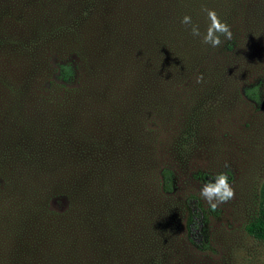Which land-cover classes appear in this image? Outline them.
Wrapping results in <instances>:
<instances>
[{
    "label": "rangeland",
    "instance_id": "rangeland-1",
    "mask_svg": "<svg viewBox=\"0 0 264 264\" xmlns=\"http://www.w3.org/2000/svg\"><path fill=\"white\" fill-rule=\"evenodd\" d=\"M188 4L185 0H0V33L20 36L26 48L32 42L53 41L48 45L53 62L59 45L74 43L69 14L89 19L92 5L105 7L110 21L116 5L123 6L122 23H128L122 28L128 27L132 52L147 43V34L160 18L172 20L174 11L175 17L193 15L201 31V37L190 33L192 41H183L190 54L179 57L182 64L172 66L170 61L151 71L144 69L151 74L146 75V89L131 77L130 58L118 59L112 70L99 65L104 73L101 83L91 74L87 78L86 70L77 66L78 78L85 73L86 89L96 94L85 99L90 116L84 113V128H91L95 143L102 138L110 149L109 187L115 206L108 224L99 219L92 230L87 229L92 233L77 229L80 237L86 232L91 238L77 242L79 260L73 264H264V240L251 237L244 228L264 183V0L201 2L196 9ZM132 5L142 7V14ZM152 5L158 10L156 22L148 18ZM204 8L214 9L233 33L217 48L202 42L209 24ZM87 47L103 50L102 38ZM194 50L199 53L195 62ZM201 74L203 80L197 83ZM250 85L257 87L256 101L244 95ZM163 167L171 172L169 192L156 182ZM219 173L228 176L235 195L212 210L200 189ZM68 202L66 195H58L49 204L60 212Z\"/></svg>",
    "mask_w": 264,
    "mask_h": 264
},
{
    "label": "trees",
    "instance_id": "trees-1",
    "mask_svg": "<svg viewBox=\"0 0 264 264\" xmlns=\"http://www.w3.org/2000/svg\"><path fill=\"white\" fill-rule=\"evenodd\" d=\"M185 1L191 9L199 8L201 2H222ZM92 6L89 19L82 18L84 14L76 18L69 14L74 43L65 48L59 45L54 62L48 51L53 41L32 42L26 48L20 36L0 33V264H73L79 260L77 242H90L91 238L86 232L80 237V230H92L99 219L109 223L115 206L109 187L113 184V157L108 156L110 149L106 150L102 138L97 137L95 143L91 128H84V102L95 94L86 89L84 76L91 74L101 83L104 73L99 65L112 70L118 59L130 58L134 64L131 77L146 89V75L151 74H145L144 69L151 71L170 61L175 66L182 64L179 57H189L188 43L183 41L192 39L190 26L181 23L184 15L177 13L175 17L174 11L172 20H159L154 18L158 10L152 5L148 18L159 22L153 25L151 35L147 34V43L132 52L128 27L127 31L122 28L128 23H122L126 17L123 6L116 5L112 21L106 19L105 7ZM133 7L142 14V7ZM191 18L197 24L193 15ZM99 38L103 50H88L87 45ZM192 54L195 62L199 53L194 50ZM77 66L87 75L83 73L79 79ZM243 92L258 100L256 85L245 87ZM114 109L120 112V107ZM157 176L160 190L171 191L170 170L160 168ZM58 195L69 199L67 209L60 212L49 204ZM244 228L251 237L264 240V183Z\"/></svg>",
    "mask_w": 264,
    "mask_h": 264
},
{
    "label": "clouds",
    "instance_id": "clouds-1",
    "mask_svg": "<svg viewBox=\"0 0 264 264\" xmlns=\"http://www.w3.org/2000/svg\"><path fill=\"white\" fill-rule=\"evenodd\" d=\"M209 24L202 35V42L212 48L219 47L223 40H231L233 33L227 22L221 20L214 9L204 8ZM181 23L190 26V32L194 37H201V31L197 24H194L191 16L185 14L181 18ZM223 38V40H222ZM203 76L196 77L197 83L202 82ZM235 195L233 187L229 183V178L225 173L217 174L212 181L205 183L200 189V196L215 210L220 204L226 203Z\"/></svg>",
    "mask_w": 264,
    "mask_h": 264
}]
</instances>
